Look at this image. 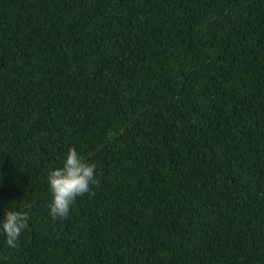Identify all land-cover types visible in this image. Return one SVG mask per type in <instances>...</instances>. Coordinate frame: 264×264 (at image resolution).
<instances>
[{"label": "trees", "instance_id": "trees-1", "mask_svg": "<svg viewBox=\"0 0 264 264\" xmlns=\"http://www.w3.org/2000/svg\"><path fill=\"white\" fill-rule=\"evenodd\" d=\"M75 146L94 194L53 218ZM0 264H264V0H0Z\"/></svg>", "mask_w": 264, "mask_h": 264}, {"label": "clouds", "instance_id": "clouds-1", "mask_svg": "<svg viewBox=\"0 0 264 264\" xmlns=\"http://www.w3.org/2000/svg\"><path fill=\"white\" fill-rule=\"evenodd\" d=\"M97 165L86 162L75 146L66 155L62 167L51 169L47 180L52 200L49 205L50 215L55 218H67L77 197L85 194L92 195V186L99 185L96 176ZM29 215L22 210H7L0 220L6 244L10 248H17L19 239L25 229L29 227Z\"/></svg>", "mask_w": 264, "mask_h": 264}]
</instances>
